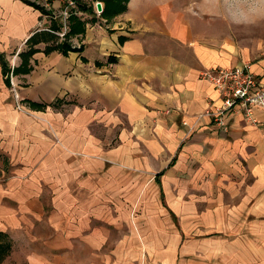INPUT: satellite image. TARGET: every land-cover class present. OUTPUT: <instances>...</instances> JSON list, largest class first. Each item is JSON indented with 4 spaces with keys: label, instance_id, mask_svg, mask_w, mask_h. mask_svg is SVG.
I'll return each instance as SVG.
<instances>
[{
    "label": "crops",
    "instance_id": "obj_1",
    "mask_svg": "<svg viewBox=\"0 0 264 264\" xmlns=\"http://www.w3.org/2000/svg\"><path fill=\"white\" fill-rule=\"evenodd\" d=\"M93 2L78 0L81 14L72 13L82 30L67 41L79 51H44L66 40L68 17L66 35L47 30L55 38L34 44L29 71L14 74L32 34L60 29L64 3L51 0L50 14H43L22 0H0V55L13 92L30 110L14 108L0 66V139L19 149L43 147L34 171L44 173L38 180L50 188L75 181L76 188L95 189L106 180L127 188L122 177L137 172L162 203L176 193L171 210L180 220L197 221L212 207L217 220L239 212L246 213L240 216L246 224H258L264 214V107L253 108L257 124L239 112L226 114V129L212 116L196 118L221 105L201 73L247 62L264 84V46L245 51L214 35L224 19L213 18L211 2L128 0L123 12L107 17L94 14ZM33 136L39 145L30 144ZM8 183L21 182L13 174ZM6 192L0 184V197Z\"/></svg>",
    "mask_w": 264,
    "mask_h": 264
},
{
    "label": "rangeland",
    "instance_id": "obj_2",
    "mask_svg": "<svg viewBox=\"0 0 264 264\" xmlns=\"http://www.w3.org/2000/svg\"><path fill=\"white\" fill-rule=\"evenodd\" d=\"M194 1L211 2L213 18L224 19L214 35L245 51L264 46V0ZM10 83L14 108L28 113ZM32 142L39 145L34 136ZM43 153V147L19 149L0 139V184L8 188L0 197V245L6 247L0 264H264V214L252 225L241 220L246 213L231 218L224 212L217 220L210 207L197 221L180 220L171 210L176 193L162 203L156 187H144L147 179L137 172L133 180L122 177L127 188L110 187L107 180L95 189L76 188L75 181L70 188H50L38 180L44 173L34 171ZM13 174L20 186L8 183ZM237 238L240 245L230 242Z\"/></svg>",
    "mask_w": 264,
    "mask_h": 264
},
{
    "label": "built area",
    "instance_id": "obj_3",
    "mask_svg": "<svg viewBox=\"0 0 264 264\" xmlns=\"http://www.w3.org/2000/svg\"><path fill=\"white\" fill-rule=\"evenodd\" d=\"M41 6L49 7L50 0H32ZM64 7L61 9L60 29L53 31L58 37L63 38L68 30V17L70 14H81L76 8L78 0H61ZM93 10L96 16H100L103 11V4L99 0L93 2ZM99 5V8L97 7ZM201 76L207 79L217 89L221 105L212 110L200 113L197 120L204 115L212 116L215 125L222 129L227 128L226 114L230 112H239L251 123L257 124L253 116V108L256 106L264 107V84L249 69L247 62L231 66L217 67L212 70H204ZM186 124V123H185Z\"/></svg>",
    "mask_w": 264,
    "mask_h": 264
},
{
    "label": "trees",
    "instance_id": "obj_4",
    "mask_svg": "<svg viewBox=\"0 0 264 264\" xmlns=\"http://www.w3.org/2000/svg\"><path fill=\"white\" fill-rule=\"evenodd\" d=\"M26 3H28L29 5H32L34 8L39 9L43 14H50V11L45 10L42 6L36 4L33 1L30 0H22ZM104 2V8L102 11V15H104L105 17L107 16H112L115 14H118L120 12H123L126 9V3L128 0H102ZM69 22H70V29L69 32L67 33V38L66 40H64L61 43L55 44V45H50V46H46L44 51L48 52L52 49H58L60 50L63 54L67 53L68 51H79L80 47H73L69 41H67V39L69 38V35L78 33L82 30V23L81 21L74 16L73 14H71L69 16ZM55 23H52L51 26L54 27ZM56 28V26L54 27ZM52 38H55L53 34L48 33L45 30H40L39 32H35L34 34H32L27 40H26V44H27V49L25 51H22L20 53V57H21V64L18 67H13L12 69V73H18V72H28L30 67L28 66V59L29 57L37 50L36 48H34V44H37L40 41H48L51 40ZM0 66H1V72L2 75L4 77V81L7 85H10V79H9V73L10 68L7 67L3 57L0 55ZM5 245H0V251L1 254H3V250H5Z\"/></svg>",
    "mask_w": 264,
    "mask_h": 264
},
{
    "label": "water",
    "instance_id": "obj_5",
    "mask_svg": "<svg viewBox=\"0 0 264 264\" xmlns=\"http://www.w3.org/2000/svg\"><path fill=\"white\" fill-rule=\"evenodd\" d=\"M97 7L99 8V5Z\"/></svg>",
    "mask_w": 264,
    "mask_h": 264
}]
</instances>
